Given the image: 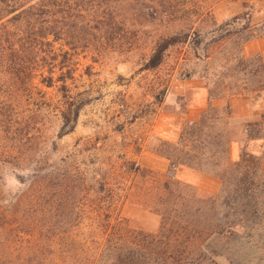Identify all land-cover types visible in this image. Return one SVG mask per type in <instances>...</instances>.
<instances>
[{"label": "rangeland", "instance_id": "1", "mask_svg": "<svg viewBox=\"0 0 264 264\" xmlns=\"http://www.w3.org/2000/svg\"><path fill=\"white\" fill-rule=\"evenodd\" d=\"M109 5L112 17H70L76 23L70 38L36 46L33 53L41 58L33 55L31 76L3 73L0 63V264H82L104 241L103 214L156 234L163 225L159 214L210 197L187 185L164 191V177L142 174L164 175L149 169L155 160L168 165L153 154V130L181 114L179 83L201 80L205 87L198 77L219 62L197 61L189 44H179L157 69L143 66L162 38L195 29L201 52L224 35L216 28L236 17H249L251 27H258L264 0ZM242 25L225 30L234 33ZM227 41H216L210 54L217 56ZM49 68L47 88L41 80ZM74 107L76 122H63L59 111L67 108L72 119ZM36 229H44L42 237L34 235ZM83 245L86 253L80 252Z\"/></svg>", "mask_w": 264, "mask_h": 264}, {"label": "trees", "instance_id": "2", "mask_svg": "<svg viewBox=\"0 0 264 264\" xmlns=\"http://www.w3.org/2000/svg\"><path fill=\"white\" fill-rule=\"evenodd\" d=\"M117 1L0 0L3 73L31 76L33 55L36 60L41 58L39 53H33L36 46L51 47L62 38H70L76 28L70 17H112L109 4ZM235 22L243 25L234 33L225 30ZM216 30L225 33L205 44L201 52L198 50L203 41L195 29L158 40L143 69H157L169 48L189 44L195 60L219 62L198 77L205 81L209 98L264 90L261 57L246 58L242 53L246 42L264 37V23L253 28L249 17H236ZM232 35L238 41L229 39ZM222 40L228 41L217 56L210 54V46ZM52 70L47 69L48 76L41 80L43 85L45 80L48 82L44 85L47 88L51 87ZM67 112V108L59 111L61 120L74 124L79 107L70 111L72 119ZM156 141L153 154L168 163L166 173L159 175L148 170L142 174L143 178L164 177L166 181L161 186L164 191L186 189V185L175 180L176 170L185 167L219 180V191L209 198L198 199L194 206L182 203L179 209L170 207L159 214L163 225L156 234L132 229L117 214H103L105 223L100 230L104 241L82 264H264V173L260 157L248 149L249 143L260 142L264 151V115L253 122L233 121L227 106H209L196 122L184 124L175 144ZM233 142L240 146L239 158L234 162L229 154ZM43 230L36 229L34 235L42 237ZM81 247L80 252L86 253L84 245Z\"/></svg>", "mask_w": 264, "mask_h": 264}, {"label": "crops", "instance_id": "3", "mask_svg": "<svg viewBox=\"0 0 264 264\" xmlns=\"http://www.w3.org/2000/svg\"><path fill=\"white\" fill-rule=\"evenodd\" d=\"M264 20V19H263ZM244 57L249 58L254 55L261 57L264 67V37L246 42L242 47ZM180 84L182 93L180 96L184 100V108L181 114L168 118L154 127L153 135L163 141L175 144L178 140L181 129L185 123L196 122L199 115L209 106L215 108H229L230 118L233 121L253 122L264 115V90L253 92L248 95L239 94L235 96H223L220 98H209L208 90L204 87L201 80H188ZM167 118V117H166ZM249 151L260 157L261 170L264 173V151L260 142H251L248 144ZM229 154L231 161H237V144H230ZM150 170L165 174L167 164L153 161L149 166ZM175 180L191 186L205 196H212L219 191L220 181L196 172L194 170L179 167L175 173Z\"/></svg>", "mask_w": 264, "mask_h": 264}]
</instances>
